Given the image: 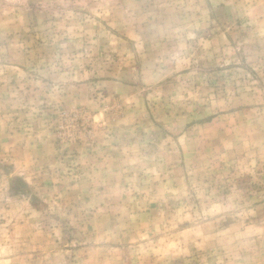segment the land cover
<instances>
[{"label": "rangeland", "instance_id": "obj_1", "mask_svg": "<svg viewBox=\"0 0 264 264\" xmlns=\"http://www.w3.org/2000/svg\"><path fill=\"white\" fill-rule=\"evenodd\" d=\"M0 264H264V0H0Z\"/></svg>", "mask_w": 264, "mask_h": 264}]
</instances>
